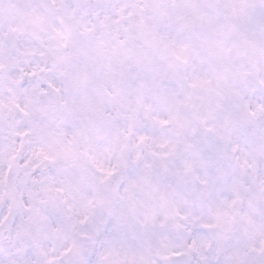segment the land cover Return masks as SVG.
<instances>
[{"label":"snow or ice","instance_id":"obj_1","mask_svg":"<svg viewBox=\"0 0 264 264\" xmlns=\"http://www.w3.org/2000/svg\"><path fill=\"white\" fill-rule=\"evenodd\" d=\"M0 264H264V0H0Z\"/></svg>","mask_w":264,"mask_h":264}]
</instances>
